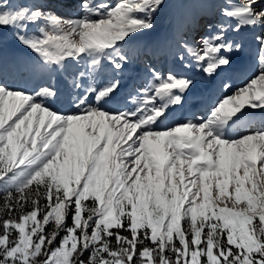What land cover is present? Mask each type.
Instances as JSON below:
<instances>
[{
    "label": "snow or ice",
    "instance_id": "6c2138e0",
    "mask_svg": "<svg viewBox=\"0 0 264 264\" xmlns=\"http://www.w3.org/2000/svg\"><path fill=\"white\" fill-rule=\"evenodd\" d=\"M195 4L221 19L197 39L201 18L183 13L162 43L212 77L241 49L228 30L264 27V3ZM76 7L0 0V35L27 50L0 44V264H264V126L246 116L264 112V33L258 70L181 121L170 110L193 88L185 73L149 66L133 107H108L120 81L98 82L105 61L124 71L165 0ZM8 71L28 81L9 84ZM58 77L76 93L70 111L57 106Z\"/></svg>",
    "mask_w": 264,
    "mask_h": 264
},
{
    "label": "rangeland",
    "instance_id": "374dc122",
    "mask_svg": "<svg viewBox=\"0 0 264 264\" xmlns=\"http://www.w3.org/2000/svg\"><path fill=\"white\" fill-rule=\"evenodd\" d=\"M59 5L53 3H45L55 9L59 14L68 16L75 14L77 10L78 0H56ZM118 0H112L115 4ZM225 0H213L217 6L224 4ZM233 3H238L239 0H232ZM259 3H264V0H258ZM166 7L162 10L161 14L157 17L156 27L153 32L148 33L146 36L137 37L135 42H130L128 46V55L130 57L129 63L125 65L124 71L116 73L112 71L108 64H104L98 77V82H107L109 79H118L120 81L119 91L113 97V101L109 102L108 107H119L125 105L133 107L131 103H127L130 95L137 94L140 88H143L150 79L148 67H155L162 73L172 69L176 72H182L191 77L194 81L193 89L189 91L183 100V103L174 106L170 110V115L177 119L183 120L190 117H206L209 113L213 102L225 94L223 88L224 83L231 85V89L235 90L236 87L242 85L250 76L259 68L258 55L259 48L256 36L264 33V27L249 28L244 27L239 32L228 30L226 36L234 43H239L241 49L233 51L232 65L229 68L221 67L219 71L212 77L206 76L202 71H199L192 61L191 67L184 68L172 58L169 50L162 43L165 34L169 31L170 26L174 23L177 16L194 12L197 17H200L201 23L197 32V39L199 35L208 34L206 25L211 22L215 24L221 18L213 16L212 12L206 8L196 6L195 0H165ZM193 14V13H192ZM226 23L235 24L234 20H225ZM7 33V30H5ZM157 41H161L157 43ZM0 44H3L9 54L24 56L27 50L14 42L11 35H0ZM152 50V52H149ZM86 62L81 61V66ZM105 63V62H104ZM69 68H75L73 64L68 65ZM2 79L9 84H25L28 81L26 76H21L18 73L8 71ZM58 87L61 88V97L58 107L65 110H71V99L76 93L68 94V89L63 83V78L58 77ZM87 85V80L84 81ZM210 86V87H209ZM210 92V98L206 99ZM197 92V93H196ZM202 99L201 105H193L192 100ZM113 102V103H112ZM112 103V104H111ZM248 118L254 121V127L264 126V112L256 111L246 114ZM237 132H243L242 127H236Z\"/></svg>",
    "mask_w": 264,
    "mask_h": 264
},
{
    "label": "trees",
    "instance_id": "16d2710c",
    "mask_svg": "<svg viewBox=\"0 0 264 264\" xmlns=\"http://www.w3.org/2000/svg\"><path fill=\"white\" fill-rule=\"evenodd\" d=\"M39 2H42V3H44V4H45V3H50V2H51V3H53L54 5H59V4L57 3L56 0H39ZM192 13H193V12L191 11V12H190L191 15H194V14H195V13H193V14H192ZM201 22H202V21L200 20V23H201ZM0 195H3L2 191H0Z\"/></svg>",
    "mask_w": 264,
    "mask_h": 264
},
{
    "label": "bare ground",
    "instance_id": "6f19581e",
    "mask_svg": "<svg viewBox=\"0 0 264 264\" xmlns=\"http://www.w3.org/2000/svg\"><path fill=\"white\" fill-rule=\"evenodd\" d=\"M149 52H152V50H150ZM210 87V86H209ZM210 90L208 91V93H209V95L206 97V99H208V98H210ZM197 93V92H196ZM114 99H112V101H113ZM113 103V102H112ZM111 103V104H112ZM192 103H193V105H201L202 104V99H200V100H192ZM237 130V129H236Z\"/></svg>",
    "mask_w": 264,
    "mask_h": 264
},
{
    "label": "water",
    "instance_id": "95a60500",
    "mask_svg": "<svg viewBox=\"0 0 264 264\" xmlns=\"http://www.w3.org/2000/svg\"><path fill=\"white\" fill-rule=\"evenodd\" d=\"M192 89H193V88H192ZM192 89H191V90H192Z\"/></svg>",
    "mask_w": 264,
    "mask_h": 264
}]
</instances>
